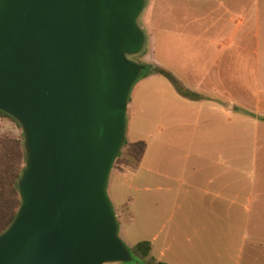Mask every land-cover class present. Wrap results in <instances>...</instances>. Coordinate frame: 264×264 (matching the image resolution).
Listing matches in <instances>:
<instances>
[{
	"label": "crops",
	"instance_id": "0c3cea01",
	"mask_svg": "<svg viewBox=\"0 0 264 264\" xmlns=\"http://www.w3.org/2000/svg\"><path fill=\"white\" fill-rule=\"evenodd\" d=\"M146 23L150 64L182 93L140 79L127 127L136 112L144 128L162 120L181 148L152 162L146 146L137 169H112L119 237L150 244L139 264H264V0H149Z\"/></svg>",
	"mask_w": 264,
	"mask_h": 264
},
{
	"label": "water",
	"instance_id": "95a60500",
	"mask_svg": "<svg viewBox=\"0 0 264 264\" xmlns=\"http://www.w3.org/2000/svg\"><path fill=\"white\" fill-rule=\"evenodd\" d=\"M145 0H0V112L23 133L0 264H127L107 196L144 66Z\"/></svg>",
	"mask_w": 264,
	"mask_h": 264
},
{
	"label": "trees",
	"instance_id": "16d2710c",
	"mask_svg": "<svg viewBox=\"0 0 264 264\" xmlns=\"http://www.w3.org/2000/svg\"><path fill=\"white\" fill-rule=\"evenodd\" d=\"M144 68L145 72L140 79L158 74L167 78L182 93L178 83L162 69L151 64H145ZM0 117L14 121L2 112H0ZM122 148H124V151H121L117 157L118 169H137L145 154L146 144L144 142L129 144L125 141ZM24 164L25 153L22 143L15 140L0 139V234L12 223L20 207L18 181L24 171ZM136 250L142 257H146L150 252V244L141 242L136 245Z\"/></svg>",
	"mask_w": 264,
	"mask_h": 264
},
{
	"label": "rangeland",
	"instance_id": "374dc122",
	"mask_svg": "<svg viewBox=\"0 0 264 264\" xmlns=\"http://www.w3.org/2000/svg\"><path fill=\"white\" fill-rule=\"evenodd\" d=\"M145 1H146V5H145V8H144L142 14L140 15V17L138 19V26L146 35V43H145V46L143 48V51L140 54H138L136 56L129 57L131 61L136 62L137 64H140L142 66H144L145 64H150L149 60L150 59L152 60V55L150 52L152 46L151 47L149 46L148 35H147V23H146L147 22V8H148L149 0H145ZM157 49L159 50L160 48L157 47ZM151 65H153V64H151ZM144 72H145V68L141 72V76L143 75ZM160 81L165 82L163 77H161ZM133 117L134 118L132 120H134V122L129 127H127L126 139L129 141L139 139V141L144 142L146 144V146L148 147V153L150 154V158H151L150 161L153 162L157 158L156 160L158 162V160H159L158 156H159V158H163L162 156L165 153V151H167L169 154H170V151H173V154L174 153H180L181 141H179V140L170 141L167 139V137H166V135H167L166 131L167 130L164 131L165 125L163 124L162 120H160L156 123H152V124H150L149 127L146 126L144 128L142 123L139 124V122H140L139 113L136 112L135 116H133ZM0 139H9V140L20 141L22 143V147L24 149V146H23L24 137H23V133H22V130H21L19 124L17 122H14V121L8 119V118H1L0 117ZM121 151L123 152L124 148H122ZM24 153H25V151H24ZM149 154H146V157L144 160L145 161L143 164L144 173H146L147 160H148ZM171 160L174 161V163L176 165H179L183 162L180 159H177V158L175 159L174 156H172V157L168 156L166 158L165 162L167 164H169L171 162ZM159 161L164 162L163 160H159ZM116 163H117V159L114 163L113 169L119 168L117 166L118 164H116ZM24 166H25V164H24ZM180 212H181V210L178 206L172 208V213L175 215L173 222L176 221V218L178 217ZM243 223H244L243 219H237V228L238 229L243 228ZM227 227H228V225H227ZM145 239H147V237H133V241L134 240L135 241H141V240H145ZM126 247L130 250V252L133 255V260L127 264H139V262H143V260H142L143 257L136 250V245H129V246L126 245ZM221 250H222L221 247H218V248L216 247V249L213 250V253L216 255V253L218 251H221ZM217 262H219V260H217ZM228 264H230V263H228Z\"/></svg>",
	"mask_w": 264,
	"mask_h": 264
}]
</instances>
